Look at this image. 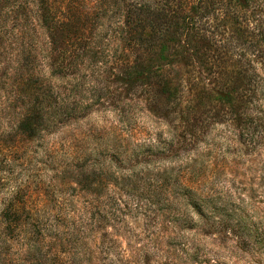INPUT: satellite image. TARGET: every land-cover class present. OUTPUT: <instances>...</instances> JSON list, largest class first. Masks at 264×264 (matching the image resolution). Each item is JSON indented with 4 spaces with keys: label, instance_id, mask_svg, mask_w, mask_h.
Wrapping results in <instances>:
<instances>
[{
    "label": "trees",
    "instance_id": "trees-1",
    "mask_svg": "<svg viewBox=\"0 0 264 264\" xmlns=\"http://www.w3.org/2000/svg\"><path fill=\"white\" fill-rule=\"evenodd\" d=\"M250 5L255 11L251 20L250 14H242ZM215 19L216 27L211 24ZM206 22L207 29L202 27ZM210 51L217 53L215 59ZM188 58H202L208 71L216 69L219 82L210 92L229 109L222 122L259 120L252 105L264 93V0H0V77H6L0 87L8 88L0 96L8 132L32 142L87 118L105 103L113 113L114 125L100 129L102 140L82 149L94 159L106 151L105 160L98 167L79 165V180L88 177L91 182L110 172L113 158L142 165L169 155L164 145L133 140L128 125L140 110L157 119L169 117L179 87L172 85L164 66ZM95 131L88 130L87 138ZM175 135L168 134L170 143ZM201 164L202 158L189 161L179 180L182 195L174 197L173 208L183 220L179 225L190 230L199 222L202 226L194 233L202 235L206 226L234 221L237 238L254 240L259 230L255 220L245 218L244 206L233 208L229 191L205 187L210 178L219 177L214 170L201 171ZM158 173L165 180L155 181L153 203H160L158 195L172 175L165 168ZM109 175L116 184L125 178ZM84 191L92 196L101 192ZM15 200L10 197L1 212L0 264H10L4 250L11 238L5 230L20 231L25 264H79L87 249L90 254L104 242L117 247V238L91 236L104 229L112 215L108 212L89 216L91 208L85 205L84 216L53 225L43 222L39 208ZM10 215L14 218L6 222ZM52 229L56 231L49 233ZM71 243L74 250L59 249Z\"/></svg>",
    "mask_w": 264,
    "mask_h": 264
},
{
    "label": "rangeland",
    "instance_id": "rangeland-1",
    "mask_svg": "<svg viewBox=\"0 0 264 264\" xmlns=\"http://www.w3.org/2000/svg\"><path fill=\"white\" fill-rule=\"evenodd\" d=\"M253 10L250 5L242 14H250L251 20L255 15ZM207 22L203 28H208ZM213 23L216 27L217 20H212ZM207 54L215 59L217 53ZM213 59L211 63L215 62ZM206 66L208 63L202 58L170 61L164 72L172 85H178L179 91L169 107V117L157 119L140 110L128 125L133 140L164 145L170 148L169 155L152 157L142 165L124 164L113 158L110 172L91 182L88 177L79 180L76 171L82 164L95 163L98 167L107 156L105 151L99 159H94L82 151L90 148V142L102 140L100 129L114 125L107 103L70 127L27 142L8 132L4 97L0 96V223L1 212L13 196L16 198L13 203L25 201L39 208L43 222L53 225L69 222L72 215L84 216L81 213L88 205L89 216L112 214L108 215L104 229L97 234L93 230L91 236L100 237L104 233L117 238L118 244L113 247L104 242L90 254L87 249L85 254H80L79 264H264V93L253 107L250 105L259 112V120L248 118L238 125L222 122L223 114L227 115L229 109L219 104L210 92L218 84L219 76L214 67L210 72ZM5 78L0 77V81L6 83ZM202 87H208L207 92ZM7 90L6 86L0 87V95H5ZM91 129L96 130L95 135L87 138L85 133ZM168 132L176 134L172 143ZM195 157L202 158L201 171L210 174L214 170L219 177L210 178L212 184L208 180L205 187L229 191L235 203L233 208L244 206L245 218L255 220L259 230L254 232V240L237 238L240 232L234 228V221L206 226V234L202 235L194 233L202 226L199 222L190 230L179 225L183 220L173 211L174 197L182 195L179 180L187 174L186 166ZM164 168L172 175L167 177L165 188L158 195L160 203H153L150 196L156 192L155 181L165 180L158 173ZM112 172L114 176L123 174L127 178L123 180L130 183L124 185L120 178L116 184L109 175ZM88 188L101 192L92 196L85 193ZM13 218L10 215L4 219L8 222ZM5 233L11 238L4 250L9 263L25 264L20 231L5 230ZM59 249L75 248L71 243Z\"/></svg>",
    "mask_w": 264,
    "mask_h": 264
}]
</instances>
